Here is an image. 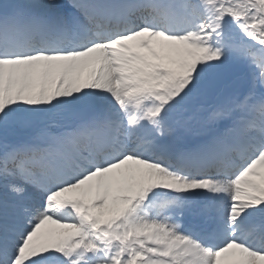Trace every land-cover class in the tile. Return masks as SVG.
<instances>
[{"label":"snow or ice","instance_id":"snow-or-ice-1","mask_svg":"<svg viewBox=\"0 0 264 264\" xmlns=\"http://www.w3.org/2000/svg\"><path fill=\"white\" fill-rule=\"evenodd\" d=\"M0 264H264V0L0 2Z\"/></svg>","mask_w":264,"mask_h":264},{"label":"rangeland","instance_id":"rangeland-1","mask_svg":"<svg viewBox=\"0 0 264 264\" xmlns=\"http://www.w3.org/2000/svg\"><path fill=\"white\" fill-rule=\"evenodd\" d=\"M45 227H46V228H48V227L55 228V227H57V226H54V225H45Z\"/></svg>","mask_w":264,"mask_h":264},{"label":"trees","instance_id":"trees-1","mask_svg":"<svg viewBox=\"0 0 264 264\" xmlns=\"http://www.w3.org/2000/svg\"><path fill=\"white\" fill-rule=\"evenodd\" d=\"M4 0H0V2H3Z\"/></svg>","mask_w":264,"mask_h":264}]
</instances>
